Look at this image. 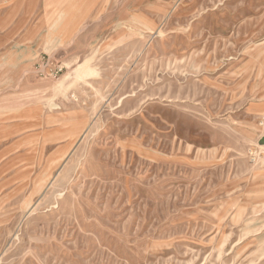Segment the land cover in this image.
Listing matches in <instances>:
<instances>
[{
	"label": "rangeland",
	"instance_id": "rangeland-1",
	"mask_svg": "<svg viewBox=\"0 0 264 264\" xmlns=\"http://www.w3.org/2000/svg\"><path fill=\"white\" fill-rule=\"evenodd\" d=\"M0 264H264V0H0Z\"/></svg>",
	"mask_w": 264,
	"mask_h": 264
}]
</instances>
